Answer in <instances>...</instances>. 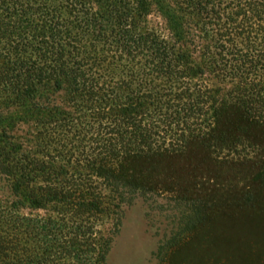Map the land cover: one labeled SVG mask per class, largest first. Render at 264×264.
<instances>
[{
    "label": "trees",
    "instance_id": "obj_1",
    "mask_svg": "<svg viewBox=\"0 0 264 264\" xmlns=\"http://www.w3.org/2000/svg\"><path fill=\"white\" fill-rule=\"evenodd\" d=\"M151 1L0 0V95H12L0 99L7 110H0V144L12 147L7 132L27 120L14 117L19 110L47 125L40 135H47V162L23 155L27 167L43 164L39 185L17 173L11 155L8 165L0 156V174L10 187L0 206L9 215L50 205L62 210L61 225L53 218H0V264H107L112 241L97 238L98 223L111 215L119 220L126 194L145 193L158 182L144 176L149 161L172 165L193 145L237 154L243 146L245 155L229 165L250 168L249 179L264 185V0H173L197 16L207 42L204 57L235 95L188 83L206 76L187 52L195 43L185 41L189 31L178 18L172 42L144 31ZM161 77L170 87L155 84ZM47 82L58 89L68 84V109L41 101L39 87ZM95 125L94 153L58 165L49 149L56 143L67 150L61 127L91 133ZM161 134L176 137V145L160 144ZM28 226L39 230L47 250L21 246L16 231L29 235Z\"/></svg>",
    "mask_w": 264,
    "mask_h": 264
},
{
    "label": "rangeland",
    "instance_id": "obj_2",
    "mask_svg": "<svg viewBox=\"0 0 264 264\" xmlns=\"http://www.w3.org/2000/svg\"><path fill=\"white\" fill-rule=\"evenodd\" d=\"M151 4L150 14L141 23L144 31L157 32L172 42L175 40V31L179 32L175 25V19L178 18V22H184L186 31H189L185 41L195 43V46H187V52L191 53L192 61L200 65L206 76L188 83L201 84L203 91L207 87L222 89L223 93L231 91L230 94L235 95L232 91L234 87L222 83L204 57L207 42L204 33L197 29V16L181 11L173 4V0H152ZM139 73L140 77L149 78L144 71L140 70ZM155 84L167 88L171 83L161 77L155 80ZM46 86L39 87V97H44L41 101L46 105H60L68 109L71 97L68 84L62 83L61 89L55 87L53 82H47ZM11 97V94L0 95V99ZM0 110L7 111L5 107ZM14 110L10 109V113L13 114ZM19 112L14 117L27 120L19 122L15 130L7 132L13 143L12 147H7L6 142L0 144V151L4 150L0 154L1 160L3 165H8L7 157L11 155L17 173L20 176L29 174L39 185L46 175L40 167L43 164L27 167L30 162H26L23 155L31 153V157L47 162V135L40 136L44 130L47 132V125H39L23 110ZM94 127L96 130H91V133H87L89 128L85 127H71L67 131L61 127L66 139L63 142L68 144L67 150L56 143L49 149V153L58 158V165H66L68 160L75 165L73 157L80 156V152L85 151V155L94 153L98 132L97 125ZM159 142L170 148L176 145L177 138L161 134ZM13 146L19 148L18 154L11 153ZM237 149L238 154L223 148L202 149L193 145L183 158H178L172 165L162 163L157 166L159 161H149L144 166V176L146 179L156 178L158 182L145 193L136 192L133 196L126 194L122 206L119 205V220H114L111 215L97 225V238L112 241L107 264H264V185L249 179L250 168L239 169L229 165L232 159L237 160L239 155H245L243 146ZM24 167L32 171L28 173ZM9 188L0 174V202L9 200ZM105 192L116 198L110 190ZM118 201L115 199L111 203ZM59 211H62L61 206L50 205L45 206V209H21L9 215L0 206V218H53L61 225ZM55 227L49 229L59 232ZM28 228L31 231L29 235L23 229L16 231L22 232L21 246H31L39 252L47 250L49 243L38 238L36 233L39 230H34L32 226Z\"/></svg>",
    "mask_w": 264,
    "mask_h": 264
}]
</instances>
